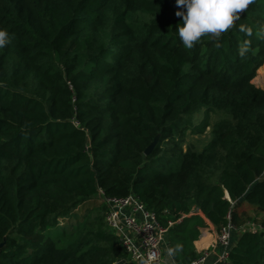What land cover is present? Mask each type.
I'll return each instance as SVG.
<instances>
[{
  "label": "trees",
  "instance_id": "16d2710c",
  "mask_svg": "<svg viewBox=\"0 0 264 264\" xmlns=\"http://www.w3.org/2000/svg\"><path fill=\"white\" fill-rule=\"evenodd\" d=\"M178 10L176 0H0L10 38L0 48V264H129L101 194L137 197L166 246H182L177 264L198 258L204 228L228 222L259 230L244 228L218 264H264V88L252 82L264 0L220 48L204 36L186 49ZM207 129L200 150L184 149Z\"/></svg>",
  "mask_w": 264,
  "mask_h": 264
},
{
  "label": "built area",
  "instance_id": "2783aa9c",
  "mask_svg": "<svg viewBox=\"0 0 264 264\" xmlns=\"http://www.w3.org/2000/svg\"><path fill=\"white\" fill-rule=\"evenodd\" d=\"M101 197L107 206L105 223L116 236L127 263L141 264V258H146L151 264H164V250L167 252L169 248L165 243L167 230L159 226L155 215L132 194L125 198H106L102 194ZM227 219L229 221V217ZM234 230L228 222L217 231L216 244L220 252L216 253L213 248L202 250L198 258L188 264H207L211 257L214 264L226 262Z\"/></svg>",
  "mask_w": 264,
  "mask_h": 264
},
{
  "label": "clouds",
  "instance_id": "9594fccd",
  "mask_svg": "<svg viewBox=\"0 0 264 264\" xmlns=\"http://www.w3.org/2000/svg\"><path fill=\"white\" fill-rule=\"evenodd\" d=\"M255 0H176L180 7L175 14L182 17V24L177 27V34L186 49H192L204 36L211 37L220 48V38L223 33L233 27L234 22L240 19V13L246 10ZM241 32L252 35V29L241 25ZM264 36V34H262ZM10 43L9 33L0 29V48ZM250 48V42L245 41L240 47L239 55L245 56ZM182 246L167 249L168 255L173 256L181 251ZM141 264H151L150 259L141 258Z\"/></svg>",
  "mask_w": 264,
  "mask_h": 264
},
{
  "label": "crops",
  "instance_id": "0c3cea01",
  "mask_svg": "<svg viewBox=\"0 0 264 264\" xmlns=\"http://www.w3.org/2000/svg\"><path fill=\"white\" fill-rule=\"evenodd\" d=\"M255 79H257V78H255ZM263 80H264V78L262 79V81ZM216 235H217V229L215 227H213L212 225H209L207 228H204L201 231L200 236L198 237L197 241L194 244L195 251L197 253H199L202 250L213 248L216 253H219L221 248L218 246V244H216ZM239 235H234V237H233L234 243L238 239ZM232 236H233V234H232ZM232 236H231V239H232ZM164 261H165L164 264H177L174 261V257L169 256L165 250H164ZM207 264H214L213 257H211V259L208 260Z\"/></svg>",
  "mask_w": 264,
  "mask_h": 264
},
{
  "label": "rangeland",
  "instance_id": "374dc122",
  "mask_svg": "<svg viewBox=\"0 0 264 264\" xmlns=\"http://www.w3.org/2000/svg\"><path fill=\"white\" fill-rule=\"evenodd\" d=\"M263 65L257 71V75L255 77L257 79L254 78L252 81L253 84L259 88H264V83H263L264 80L262 81V79L264 78V66ZM207 139H208V129L206 130V132L203 135H200V136H195V135L189 134L186 136L185 143L183 145L184 149H185L186 145H192L195 147L196 150H200L204 146V144L206 143ZM246 215H248L249 218H251V221H250L251 223L253 222L252 219L256 218L254 213H248V214L246 213ZM257 218H258V221H261L264 219V216L262 214H260L257 216ZM253 226L254 225H252V224H248V225H246V227L245 226L238 227V228L236 227V229L234 230V233L236 235H239L240 232H242V230H244V228H247L248 230H253L256 228L259 230L258 227L254 226L255 227L254 228ZM233 237L234 236H232V239H233ZM232 239H231V241H232Z\"/></svg>",
  "mask_w": 264,
  "mask_h": 264
},
{
  "label": "water",
  "instance_id": "95a60500",
  "mask_svg": "<svg viewBox=\"0 0 264 264\" xmlns=\"http://www.w3.org/2000/svg\"><path fill=\"white\" fill-rule=\"evenodd\" d=\"M159 139V136L155 137L153 142L146 148L145 150V155H149L152 151V149L154 148V146L156 145L157 141ZM227 199H229L228 195L226 194L225 196ZM3 244L0 245V248L2 247ZM129 264H133V263H129Z\"/></svg>",
  "mask_w": 264,
  "mask_h": 264
}]
</instances>
